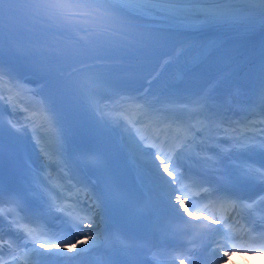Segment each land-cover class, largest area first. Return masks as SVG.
<instances>
[{
  "label": "snow or ice",
  "instance_id": "1",
  "mask_svg": "<svg viewBox=\"0 0 264 264\" xmlns=\"http://www.w3.org/2000/svg\"><path fill=\"white\" fill-rule=\"evenodd\" d=\"M0 20L6 37L16 32L29 38L37 32L43 35L42 41L6 38L3 51L41 67L44 76L39 88L25 91L36 97L47 89L39 103L57 129L51 145H41L44 137L38 135L35 146L42 163L36 167L24 159L21 190L5 188L0 194V205H14L24 213L23 219L36 225L35 231L24 232L8 226L7 235L12 239L6 247L12 259L0 264H20L18 256L24 257L25 264H85L86 260L89 264H214L233 248L245 250L240 244L229 246L227 240L235 238L229 235V221L245 232V224L254 214L260 213L264 221V0H0ZM197 32L211 35L200 39L185 35ZM256 36L258 63L252 94L258 100V113L251 111L256 103L249 101L250 108L241 111L251 114L239 116L233 112L232 97L222 99L214 94L224 77L191 93L163 81L170 67L186 76L218 54L235 68L253 64L240 42ZM225 37L235 41L232 47H226ZM130 61L146 73V87L139 91L114 85L98 71L110 65L130 67ZM0 77H7L9 91L27 83L19 81L6 64L0 65ZM153 84L159 86V92L153 91ZM100 89L108 91L102 98L116 108L139 106L159 124L179 125L189 111H196L202 119L186 127L183 139L154 136L151 143H145L147 137L138 136V129L96 113L93 102ZM68 96L96 117L100 129L118 137L117 148L143 189L138 197L113 180L107 148L69 154L58 112ZM0 105L8 106L2 92ZM14 109L12 104L9 116H15ZM255 116L258 121L253 120ZM18 123L10 120L6 130L4 113H0V129L4 130L0 158L5 159L7 151L13 167L17 152L6 147L5 133L11 130L25 136L28 128H18ZM53 146L55 164L45 159ZM75 165L100 174L103 197L76 174ZM49 168L63 169L62 178L74 181L80 192L87 190L86 198L77 197L71 205L60 203L64 197L53 195L56 189L45 175ZM185 188L189 189L187 206L185 198L176 196ZM105 201L113 208L130 209L131 218L145 234L129 235L126 220L110 223L104 214ZM198 202L203 206L197 207ZM217 207L226 215H218ZM243 210L247 211L245 217L241 216ZM242 219L245 224L240 223ZM261 229L264 241V224ZM251 230H256L255 225ZM5 235L0 218V241ZM217 236L224 239L217 240ZM221 248H229V252L221 255ZM259 250L264 252V244ZM93 256L99 258L90 260Z\"/></svg>",
  "mask_w": 264,
  "mask_h": 264
},
{
  "label": "bare ground",
  "instance_id": "2",
  "mask_svg": "<svg viewBox=\"0 0 264 264\" xmlns=\"http://www.w3.org/2000/svg\"><path fill=\"white\" fill-rule=\"evenodd\" d=\"M189 38H204L211 35L210 32H197V33H187L185 34ZM227 40L226 47H232L235 41L231 37H225ZM259 40V36H256L250 40L241 41L240 47L243 51H245L248 55L252 56L253 64L241 66L240 68H235V66H231L226 59L221 58V55H216L211 57L208 61L204 63V65L198 69H196L193 75H183L180 74L179 77L173 80L174 83H182L187 80H192L196 78H202L199 82L192 85H185L184 87H189L188 93L202 90L208 86L209 83H216L221 80V77L225 79L218 84L215 92L219 93V97L233 98V106H239L244 103H249V101L258 102L257 98L252 94L253 89L255 87V64L258 63V57L256 56L254 49ZM252 67V68H251ZM247 70V72H246ZM165 72L170 73L169 70ZM164 72V73H165ZM190 74V73H188ZM155 75V74H154ZM27 83L23 84L20 89H15L16 92L24 93L26 96L24 99L21 97L17 98V102L28 104L29 101H34V106L40 107V99L41 96L33 97L30 92H26L25 89L36 90L39 88V85H36L32 82L25 80ZM239 90V91H237ZM28 100V101H26ZM104 100V99H102ZM57 131L52 126L50 121L45 122L40 128H36L32 130L33 140L38 138L39 136H43L44 139L40 141L41 145H51L54 136ZM38 148V147H37ZM48 152L50 155L46 156L45 159L55 164L57 157L54 155V146L48 148ZM150 155V154H146ZM35 159L38 160L39 165L42 163L41 153L38 148V153L35 155ZM155 163H159L156 161ZM167 163V162H166ZM161 170H163V164H161ZM170 170L171 167H170ZM47 171L54 173L56 176L62 173L63 169L54 170L52 168L47 169ZM86 174V173H85ZM84 180L87 183H91V180L87 175H84ZM229 250H224L222 253H228ZM248 254H258L253 256L252 259L257 262H264V255H260L257 252H244L241 250H231V253L225 256L226 260L221 261L219 264H244L245 257ZM20 264H25V260L23 256H18Z\"/></svg>",
  "mask_w": 264,
  "mask_h": 264
},
{
  "label": "clouds",
  "instance_id": "3",
  "mask_svg": "<svg viewBox=\"0 0 264 264\" xmlns=\"http://www.w3.org/2000/svg\"><path fill=\"white\" fill-rule=\"evenodd\" d=\"M260 255H264V253H259ZM258 254H248L245 257L244 264H264V262H257L252 259L253 256H256Z\"/></svg>",
  "mask_w": 264,
  "mask_h": 264
},
{
  "label": "rangeland",
  "instance_id": "4",
  "mask_svg": "<svg viewBox=\"0 0 264 264\" xmlns=\"http://www.w3.org/2000/svg\"><path fill=\"white\" fill-rule=\"evenodd\" d=\"M224 260H226V259H224Z\"/></svg>",
  "mask_w": 264,
  "mask_h": 264
}]
</instances>
